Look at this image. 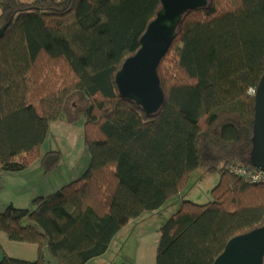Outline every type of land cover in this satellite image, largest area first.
Listing matches in <instances>:
<instances>
[{
	"label": "trees",
	"instance_id": "16d2710c",
	"mask_svg": "<svg viewBox=\"0 0 264 264\" xmlns=\"http://www.w3.org/2000/svg\"><path fill=\"white\" fill-rule=\"evenodd\" d=\"M161 0H0V174L39 156L51 126L85 120L82 177L9 205L0 233L35 245L34 262L89 264L146 213L181 196L198 170L219 174L215 201L182 208L159 230L156 264H215L235 237L264 227V184L246 175L255 94L264 77V0H209L181 22L158 73L166 100L148 116L116 76L141 48ZM60 162L43 159L45 171ZM264 264V261H263Z\"/></svg>",
	"mask_w": 264,
	"mask_h": 264
},
{
	"label": "rangeland",
	"instance_id": "374dc122",
	"mask_svg": "<svg viewBox=\"0 0 264 264\" xmlns=\"http://www.w3.org/2000/svg\"><path fill=\"white\" fill-rule=\"evenodd\" d=\"M85 120L81 117L69 124L64 119L53 124L40 153L20 173L0 174V213L9 205L33 209L32 200L50 187L61 188L80 178L90 166L91 156L85 144ZM58 152L60 162L51 172H46L43 159L48 153ZM219 174L195 172L183 188L181 196L171 200L164 208L146 213L131 222L121 232L108 259L94 260L90 264H155L160 228L182 208V201L196 205L213 203V191L220 184Z\"/></svg>",
	"mask_w": 264,
	"mask_h": 264
},
{
	"label": "water",
	"instance_id": "95a60500",
	"mask_svg": "<svg viewBox=\"0 0 264 264\" xmlns=\"http://www.w3.org/2000/svg\"><path fill=\"white\" fill-rule=\"evenodd\" d=\"M209 0H161V10L141 38V48L128 58L116 76L121 96L135 102L148 116L163 109L166 96L158 68L168 54L185 15L207 6ZM11 23L0 27V42ZM253 165L264 173V77L255 94ZM264 227L235 237L215 264H263Z\"/></svg>",
	"mask_w": 264,
	"mask_h": 264
},
{
	"label": "crops",
	"instance_id": "0c3cea01",
	"mask_svg": "<svg viewBox=\"0 0 264 264\" xmlns=\"http://www.w3.org/2000/svg\"><path fill=\"white\" fill-rule=\"evenodd\" d=\"M77 179H75V180H77ZM56 189H57L56 187H50L47 190L46 194H43L45 192H41V193H39V195H43V196H40V197L47 196V195L57 191ZM59 189L60 188H58V190ZM121 232H123V231H121ZM118 235H117V237H118ZM117 237L112 242L108 252L103 257L95 259V260H102V259L107 260L108 259V256H109V254L111 252V249L113 248L114 243L116 242L115 240L117 239ZM4 256H9L11 258H15V259L23 260V261L34 262V261H36L38 259L39 249L35 245L13 242V241L9 240L7 235H5L3 233H0V263L3 260ZM45 257L49 261V264H55V262L49 257L47 251H45ZM155 264H156V260H155Z\"/></svg>",
	"mask_w": 264,
	"mask_h": 264
},
{
	"label": "built area",
	"instance_id": "2783aa9c",
	"mask_svg": "<svg viewBox=\"0 0 264 264\" xmlns=\"http://www.w3.org/2000/svg\"><path fill=\"white\" fill-rule=\"evenodd\" d=\"M238 173L241 175H246L248 177V180L251 183H262V184H264V173L261 171L251 173V174H247L244 171H239Z\"/></svg>",
	"mask_w": 264,
	"mask_h": 264
}]
</instances>
